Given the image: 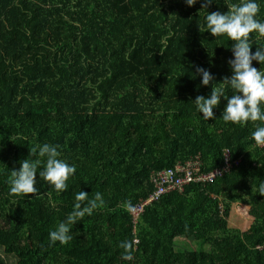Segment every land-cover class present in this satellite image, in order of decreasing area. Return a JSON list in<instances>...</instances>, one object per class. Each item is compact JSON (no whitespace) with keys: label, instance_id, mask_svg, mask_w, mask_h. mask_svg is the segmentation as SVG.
Wrapping results in <instances>:
<instances>
[{"label":"trees","instance_id":"trees-1","mask_svg":"<svg viewBox=\"0 0 264 264\" xmlns=\"http://www.w3.org/2000/svg\"><path fill=\"white\" fill-rule=\"evenodd\" d=\"M227 2L0 0V264H264V147L252 138L264 122L226 123L224 97L209 120L194 103L213 87L234 94L223 79L235 41L206 27ZM255 2L264 22V0ZM250 42L255 53L264 37ZM198 67L213 75L209 85ZM45 143L76 167L62 193L39 177ZM226 151L238 163L229 172L165 193L133 224L130 207L152 196L153 174L196 160L212 172ZM25 159L42 162L38 195H10ZM81 190L100 192L104 206L72 227L69 244H51ZM236 204L254 220L245 231L230 226ZM136 238L123 259L121 242Z\"/></svg>","mask_w":264,"mask_h":264},{"label":"clouds","instance_id":"clouds-1","mask_svg":"<svg viewBox=\"0 0 264 264\" xmlns=\"http://www.w3.org/2000/svg\"><path fill=\"white\" fill-rule=\"evenodd\" d=\"M214 0H202L201 9H207ZM227 2V0H226ZM188 6H194L197 0H186ZM228 4V12L219 11L208 12L206 16V27L212 35L216 37L226 35L230 40L235 41L232 47L234 59L228 61L233 75L225 76L223 82L230 85L234 94L226 96L223 88L213 87L209 97L197 96L195 105L199 112L203 113L206 120L214 118L213 109L221 102V97L227 100L224 109L223 120L234 124L246 126L249 121L264 122V111L261 105H264V71L253 66L252 62L258 61L264 65V45H260L255 53L252 52V43L250 36L253 32L259 37H264V22L256 19L260 6L255 0H241L239 4ZM199 30L205 31L199 24ZM197 73L202 75V84L209 85L214 77L210 71L203 67L197 68ZM258 147H264V126H257L252 133ZM230 151L225 152V156ZM37 148H30V155H36ZM39 157H47L46 164L42 171H39L41 180L52 185V188L58 193L67 190V181L76 172L74 165L59 159L60 152L58 146L47 143L39 146ZM41 160L29 161L25 159L21 162L19 170H12L9 178L10 195L28 196L29 194L38 195L37 169L41 165ZM259 194L264 195V184L259 188ZM76 204L73 211L70 212L66 220L59 222L56 229L49 233L51 244L59 242L67 245L73 239L70 232L72 227L85 216H91L93 211L104 206L102 194L96 192L93 199H89V193L80 191L76 194ZM135 241H122L120 247L124 249L123 259H133V245Z\"/></svg>","mask_w":264,"mask_h":264},{"label":"built area","instance_id":"built-area-1","mask_svg":"<svg viewBox=\"0 0 264 264\" xmlns=\"http://www.w3.org/2000/svg\"><path fill=\"white\" fill-rule=\"evenodd\" d=\"M236 162L231 161L230 152L225 156L223 167L213 170L212 172H202V161H190L185 165H177L174 169H168L152 175V182L155 185V191L152 196L144 203H138L130 207V215L133 224L136 226L140 216L143 214L145 207L152 201L158 200L162 195L173 190L184 191L185 186L191 183L209 184L215 179L229 172L232 165ZM238 164V163H236ZM135 244L139 243L136 238Z\"/></svg>","mask_w":264,"mask_h":264},{"label":"rangeland","instance_id":"rangeland-1","mask_svg":"<svg viewBox=\"0 0 264 264\" xmlns=\"http://www.w3.org/2000/svg\"><path fill=\"white\" fill-rule=\"evenodd\" d=\"M232 217L229 219L230 226L232 228L241 229L242 231L247 230L251 227L252 222L254 221L252 216L249 214V208L245 205H234L232 210ZM182 246L184 243H192L193 241L188 239H180L179 240ZM185 247V246H184Z\"/></svg>","mask_w":264,"mask_h":264}]
</instances>
